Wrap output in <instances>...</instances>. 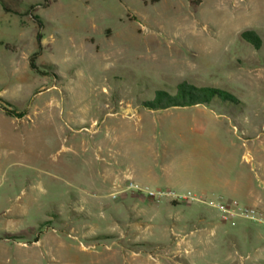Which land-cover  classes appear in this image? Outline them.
<instances>
[{
	"label": "rangeland",
	"instance_id": "obj_1",
	"mask_svg": "<svg viewBox=\"0 0 264 264\" xmlns=\"http://www.w3.org/2000/svg\"><path fill=\"white\" fill-rule=\"evenodd\" d=\"M3 3L0 264H131L139 251L188 264L190 241L195 264H264V208L219 188L264 178V0ZM182 82L239 103L144 107ZM210 201L263 217L225 221Z\"/></svg>",
	"mask_w": 264,
	"mask_h": 264
},
{
	"label": "trees",
	"instance_id": "obj_2",
	"mask_svg": "<svg viewBox=\"0 0 264 264\" xmlns=\"http://www.w3.org/2000/svg\"><path fill=\"white\" fill-rule=\"evenodd\" d=\"M19 1V0H13ZM48 2V0H44ZM0 6L7 13H13L4 3L3 0H0ZM37 6L31 7L33 10ZM33 18L38 21L40 28H43V25L39 17L32 15ZM241 38L251 44L257 51L262 48V39L259 34L254 30H245L241 33ZM37 41L39 44V49H41L42 36L39 33L37 35ZM39 53L32 55L30 59V68L33 71H38L36 66V59L39 56ZM221 100L223 102H231L238 104L239 101L234 98L230 93L208 88H198L188 82L180 83L175 94H170L167 91H157L155 93L154 99L144 103V107L152 111H165L174 108H189L196 106H210L214 100ZM6 114L10 117L21 119L24 117L23 114H17L14 111L5 110Z\"/></svg>",
	"mask_w": 264,
	"mask_h": 264
},
{
	"label": "crops",
	"instance_id": "obj_3",
	"mask_svg": "<svg viewBox=\"0 0 264 264\" xmlns=\"http://www.w3.org/2000/svg\"><path fill=\"white\" fill-rule=\"evenodd\" d=\"M260 139L261 144L264 146V136H261ZM259 151L264 152V149L262 148ZM247 159L251 161L253 158L248 156ZM143 178L149 183L154 184V186L159 187L157 174H155L151 169L148 172L143 173ZM219 188L224 194L233 196L240 195L246 198L252 207L264 208V178L254 176L252 171L248 173L244 172L236 174L233 182L228 180L224 184H221ZM195 236L198 238L200 235L193 234V237ZM188 245L190 250L187 251L188 256L185 258L188 264H195V256L192 253L197 248V245L191 241L188 242ZM181 256H183V254ZM131 264H176V262L171 256L167 255L163 251L156 253L139 251L137 253H132Z\"/></svg>",
	"mask_w": 264,
	"mask_h": 264
},
{
	"label": "built area",
	"instance_id": "obj_4",
	"mask_svg": "<svg viewBox=\"0 0 264 264\" xmlns=\"http://www.w3.org/2000/svg\"><path fill=\"white\" fill-rule=\"evenodd\" d=\"M129 188H135L133 183L129 184ZM141 190V189H139ZM148 195L152 198H162V197H168V198H174V199H181V200H187L182 197H179L173 192H148ZM117 195H113V198H116ZM194 200V199H191ZM211 207H214L220 214L222 220H230L234 218H248L252 221L261 220L263 217V214L258 211L257 209L251 208V207H241L238 202L231 201L228 203H216L214 201H210L209 203H206Z\"/></svg>",
	"mask_w": 264,
	"mask_h": 264
}]
</instances>
